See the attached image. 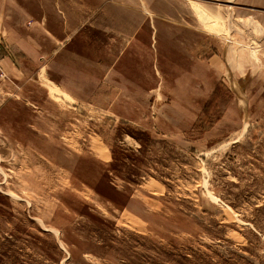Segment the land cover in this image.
<instances>
[{
  "label": "rangeland",
  "instance_id": "1",
  "mask_svg": "<svg viewBox=\"0 0 264 264\" xmlns=\"http://www.w3.org/2000/svg\"><path fill=\"white\" fill-rule=\"evenodd\" d=\"M262 6L0 0V264H264Z\"/></svg>",
  "mask_w": 264,
  "mask_h": 264
},
{
  "label": "built area",
  "instance_id": "2",
  "mask_svg": "<svg viewBox=\"0 0 264 264\" xmlns=\"http://www.w3.org/2000/svg\"><path fill=\"white\" fill-rule=\"evenodd\" d=\"M1 70H2V68H1V66H0V72H1ZM1 74H3V73L1 72Z\"/></svg>",
  "mask_w": 264,
  "mask_h": 264
},
{
  "label": "crops",
  "instance_id": "3",
  "mask_svg": "<svg viewBox=\"0 0 264 264\" xmlns=\"http://www.w3.org/2000/svg\"><path fill=\"white\" fill-rule=\"evenodd\" d=\"M253 5L255 6V3H253ZM264 8V6H262Z\"/></svg>",
  "mask_w": 264,
  "mask_h": 264
}]
</instances>
